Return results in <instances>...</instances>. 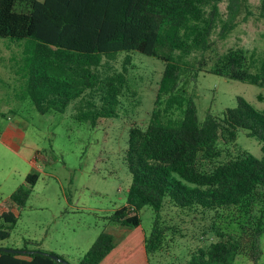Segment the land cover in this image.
<instances>
[{"label": "trees", "instance_id": "trees-1", "mask_svg": "<svg viewBox=\"0 0 264 264\" xmlns=\"http://www.w3.org/2000/svg\"><path fill=\"white\" fill-rule=\"evenodd\" d=\"M221 1L0 0V38L26 40L19 45V68L26 76L24 95L39 113H63L79 103L76 118L93 126L101 118L115 117L127 78L115 71L104 80L98 67L103 57L120 52L161 60L156 104L181 107L179 117L166 120L157 107L144 128L128 131L130 184L124 204L107 217L130 228L118 242L101 231L73 263L41 248L5 251L0 246V264H150V256L167 248L169 233L175 231L161 219L166 205L208 215L211 222L207 228L215 239L198 246L184 264H233L237 256H244L245 264H258L264 232V108L238 96L235 106L221 115L207 113L200 121L193 97L177 90L180 72L189 66L186 56L200 53L196 70L207 64L203 52L211 46ZM240 1L245 0H228L222 35L234 27ZM209 72L264 88V52L255 57L241 47L229 48L216 57ZM96 91L99 106L84 98ZM10 112L15 115L17 110ZM240 129L261 143V157L242 149L230 156L227 145ZM224 154L229 157L220 160ZM37 180L38 173L29 172L10 194L11 203H0V242L10 236L18 217L15 210L24 207ZM146 205L154 212L148 234L139 215Z\"/></svg>", "mask_w": 264, "mask_h": 264}, {"label": "rangeland", "instance_id": "rangeland-1", "mask_svg": "<svg viewBox=\"0 0 264 264\" xmlns=\"http://www.w3.org/2000/svg\"><path fill=\"white\" fill-rule=\"evenodd\" d=\"M260 1L238 2L234 9L235 25L225 35L221 34V24L228 18V0L219 2L220 20L212 29L210 48L203 52L207 64L202 70H196L200 59L198 51L184 58L192 66L181 70L177 90H185L193 97L200 121L207 113L221 115L226 107L235 106L238 96L258 109L264 108V88L209 72L216 57L229 48L241 47L255 57L264 52V17L260 16ZM25 43L26 40L0 38V111L2 116H13L10 110L16 109L14 117L26 123L18 152L0 142V199L22 184L29 172L36 171L38 180L24 207L15 210L18 213L16 222L9 229L10 236L2 240L0 246L15 250L41 248L73 263L83 256L101 231L110 233L115 242L130 230L107 219L124 204L130 184L125 161L129 129L144 128L151 111L157 107L163 110L164 120L179 117L181 107L177 103L167 107L164 101L156 104L164 67L161 60L138 52H120L103 57L98 67L104 80L115 71L124 73L127 78L115 117L101 118L93 126L90 120L76 118L79 103L70 105L63 113L41 114L24 95L26 76L19 68V45ZM18 68L21 72H17ZM99 95L96 91L84 98L99 106ZM227 149L230 156L238 149L257 157L262 155L261 143L243 129L238 130L235 141L227 145ZM34 154L37 156L30 163L28 158ZM228 157L224 154L219 159ZM139 215L141 227L148 234L154 212L146 205ZM161 216L167 225L175 227V231L169 233L172 241L168 247L150 256V264H184L198 246L215 239L207 228L211 223L208 215L188 214L166 205ZM259 245L262 255L258 264H264V232ZM233 264H245L244 256H237Z\"/></svg>", "mask_w": 264, "mask_h": 264}, {"label": "crops", "instance_id": "crops-1", "mask_svg": "<svg viewBox=\"0 0 264 264\" xmlns=\"http://www.w3.org/2000/svg\"><path fill=\"white\" fill-rule=\"evenodd\" d=\"M25 124L26 123L22 118L17 119L16 117H14V115L2 116L0 114V142L4 145H7V147L11 148V150L18 152L24 139V131L26 129ZM35 151L37 152L36 149ZM36 156L34 154L32 158H28L30 163H33ZM10 194L11 193H9L4 199H0V203L3 201L5 203L8 202L7 204H10Z\"/></svg>", "mask_w": 264, "mask_h": 264}, {"label": "water", "instance_id": "water-1", "mask_svg": "<svg viewBox=\"0 0 264 264\" xmlns=\"http://www.w3.org/2000/svg\"><path fill=\"white\" fill-rule=\"evenodd\" d=\"M2 249L5 250V251H18V250L11 249V248H2ZM51 256H52L54 259H56V260H60V258H59L58 256H56V255L51 254Z\"/></svg>", "mask_w": 264, "mask_h": 264}]
</instances>
